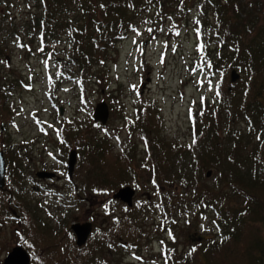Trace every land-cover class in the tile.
I'll use <instances>...</instances> for the list:
<instances>
[{"label":"trees","instance_id":"obj_1","mask_svg":"<svg viewBox=\"0 0 264 264\" xmlns=\"http://www.w3.org/2000/svg\"><path fill=\"white\" fill-rule=\"evenodd\" d=\"M33 1L25 9L28 16L21 33L10 37L23 41L27 36L31 39L40 34L42 49L48 50L49 44L58 39L56 34L66 32L71 50L64 63H70L74 75L83 78L88 86L100 80V67L107 63L109 52L134 31L141 16H148L153 28L157 26L161 34L168 28L172 32L174 27L168 24L174 17L191 15L199 8L206 17L203 24L215 29L212 40L216 43L211 45V52L209 45L205 51L204 47L201 50L202 43L198 44L199 51L202 54L205 51L200 67L209 74L216 93L213 100L206 102L207 106L210 103L209 109L203 106L194 117L192 144L166 141L161 135L163 117L155 103L137 107L133 118L128 111H123L124 127L134 129L133 133L129 130L131 137L125 143L132 145L134 135H140L144 151L147 150V161L139 162V166L152 173L153 182L157 180L163 188L182 183L184 189L193 190V199L186 196L183 201L166 200L164 209L160 210L163 217L168 214L165 225H171L173 214H182L194 206L212 216V232L215 233L212 239L194 234L191 239L195 244L184 253L179 252L177 240L171 239L160 255L163 264H264V12L257 5H251L246 11V3L251 0ZM16 4L11 0L1 7L0 17L6 13L15 15ZM256 13L259 14L257 20ZM2 41L0 31V59L5 60L10 49ZM233 70L241 74L236 83L231 81ZM14 84L9 80L0 83L1 117L6 121L0 118V133L2 123L12 120L13 112L8 102ZM152 109L158 118H152ZM236 122L239 123L235 125ZM92 125L100 126L96 122ZM241 125L248 128L246 132ZM90 133L91 128L85 122L77 125L63 121V149L77 148L94 172L111 173L103 177L102 190L115 193L125 186L136 187L137 176L133 174L136 168L131 155L123 149L121 155L126 159L120 166L118 161L121 160L114 158L113 137L105 133L94 137ZM246 141L248 144L244 145ZM13 144L10 141L2 149L6 153L7 187L0 190V226L14 220V212L21 214L24 232L21 243L30 249L32 264H106L101 252L105 253L107 245L114 240V229L119 248L140 241L144 231L137 213L143 214L150 204L140 208L137 204L126 207L118 227L113 224L114 227L105 231L103 241L93 232L86 246L74 245L76 252L56 244L61 251L50 253L45 239L37 233L42 227L36 224L39 219L27 199L22 197L16 182L22 173L23 157ZM184 163H188V167H183ZM205 171L218 174L216 188L204 187ZM38 243L41 249L37 248Z\"/></svg>","mask_w":264,"mask_h":264},{"label":"rangeland","instance_id":"obj_2","mask_svg":"<svg viewBox=\"0 0 264 264\" xmlns=\"http://www.w3.org/2000/svg\"><path fill=\"white\" fill-rule=\"evenodd\" d=\"M30 2L34 1L14 0L17 13H6L0 17L1 39L10 49L8 57L0 59V83L8 80L15 83L9 92L8 102L13 112L12 122L4 124L6 121L1 117L0 110V118L4 122L0 133V150L3 151L4 144L12 141L18 152H22V173L16 182L22 197L27 199L39 219L36 224L42 227L37 233L45 239L49 252L61 251L56 244L76 252V236L71 230L74 224L94 223L93 232L98 237L101 227L114 221L116 214L119 219L122 218L126 208L120 204L114 206V202L113 205L108 204L112 203L113 192L100 187L103 177L111 173L94 172L80 154L73 177L69 178L68 155L74 148L65 151L62 147L61 129L65 120L77 125L87 123L94 137L103 133L113 137L114 158L121 160L118 164L122 166V161L126 159L121 155L123 149L133 159L136 168L133 174L137 180L136 187H130L138 191L137 201H143L147 195V204H150L141 219L144 233L140 241L133 246L126 244V248L120 247L112 254L105 251L106 264H163L160 255L167 247L166 242L169 243L171 239L177 240V248L183 253L193 245L191 238L194 234L212 239L215 234L212 232V216L195 206L182 214H173L171 225H165L168 214L163 217L160 210L164 209L166 200L183 201L186 196L193 199V190L184 189L182 183L163 188L157 184V180L153 182L152 173L140 169L139 162L147 161V150L144 151L138 134L134 135L133 146L125 143L134 129L124 127L123 111H128L133 118L137 107L155 103L163 117L164 131L161 135L166 141L191 145L195 136L194 117L202 111L203 106H207V101L213 100L216 93L209 74L200 67L207 45L211 52V45L216 43L212 40L213 26L203 24L206 17L202 16L199 8L191 15L174 17L168 24L174 27L172 32L168 28L161 34L157 26L153 28L148 16H141L134 31L109 52L107 63L100 67V80L92 84L88 82V86L83 78L74 75L70 63H64L71 50V40L66 32L55 33L58 39L49 44L48 50L42 49L40 34L31 39L27 36L23 41L10 37L21 33L27 22L25 9ZM6 3L10 4L11 0H1L0 9ZM251 5H257L264 12V0L247 2L246 11ZM258 17L256 13L255 19ZM199 42L202 43L201 50L205 48L203 54L199 51ZM104 101L111 111L110 120L105 126H94L96 106ZM152 110V118H158L155 110ZM240 127L244 132L248 129L244 125ZM251 141L255 143L256 139L252 137ZM247 144L248 141L244 143ZM182 166L186 168L188 163ZM14 168H11L13 179L16 173ZM43 172H53L62 178L39 180L37 175ZM208 172H204L202 183L204 187L216 188L218 174L213 172L207 178ZM95 184L99 185L95 188ZM108 199H111L110 202L101 207L102 201ZM113 207L118 208L114 214ZM20 217L21 214L14 212V220L0 226V264L13 248L18 245L24 247L21 243L24 232ZM37 248L41 249V244L38 243ZM101 255L103 257V251Z\"/></svg>","mask_w":264,"mask_h":264},{"label":"water","instance_id":"obj_3","mask_svg":"<svg viewBox=\"0 0 264 264\" xmlns=\"http://www.w3.org/2000/svg\"><path fill=\"white\" fill-rule=\"evenodd\" d=\"M241 79V74L237 70H233L231 73L232 83H236ZM63 114V111L61 112ZM111 111L107 102H101L96 106L94 113V120L103 126L107 125L110 120ZM3 129V128H2ZM78 162V152L72 150L68 158V172L70 178L76 169ZM213 171H209L207 178L212 176ZM39 179L50 180L56 178L55 173H39ZM0 190H6V158L3 151H0ZM136 196V190L130 186L123 187L119 189L113 196L114 200H120L127 204L129 208L133 207L134 198ZM71 230L76 236V244L78 247H83L87 244L92 232L93 224L92 222H86L84 224L76 223L71 227ZM3 264H32L30 253L22 246L18 245L8 253L7 257L4 259ZM134 264V263H132Z\"/></svg>","mask_w":264,"mask_h":264},{"label":"flooded vegetation","instance_id":"obj_4","mask_svg":"<svg viewBox=\"0 0 264 264\" xmlns=\"http://www.w3.org/2000/svg\"><path fill=\"white\" fill-rule=\"evenodd\" d=\"M71 152V151H70ZM70 154V153H69ZM68 158H69V155H68ZM67 166H68V163H67ZM51 173H53V172H51ZM56 174V173H55ZM69 174V173H68ZM57 175V174H56ZM62 177L61 176H59V175H57V177L56 178H53V179H50V180H57V179H61ZM69 178H70V176H69ZM39 180H43V179H39ZM137 195H138V191H137ZM137 195L135 196V199H134V204L136 205L137 204V208H140L141 206H145V205H147V195L144 197V200L143 201H137ZM102 196H106V195H102ZM113 196H114V193L112 194V203H108V202H110V200L111 199H108V200H106V201H102V203H101V207H104L105 205H107V203L108 204H112L113 205V202L115 203L114 204V206L117 204H120V205H124V206H126V204H124L123 202H121L120 200H114L113 199ZM127 207V206H126ZM118 208H116V207H113V214L114 213H116L118 210H117ZM117 210V211H116ZM120 210V209H119ZM137 215H139V220L140 219H142V217H143V214H141L140 212H138L137 213ZM115 220L114 221H112V222H110V223H108V224H105L103 227H101V230H99V236H100V240L101 241H103V233L105 232V231H107V230H109L110 228H112V227H114V225H116L115 226V228L116 227H118V220H119V215L118 214H116L115 215ZM114 224V225H113ZM141 224H142V222H141ZM93 226H94V223H93ZM104 229H106V230H104ZM118 235L116 236L115 235V229H114V240L112 241V243H110L109 245H107V247H108V249L106 250L107 251V253H111L112 254V251H113V253L114 252H116L117 250H119V246H118ZM193 241V240H192ZM196 241V240H195ZM197 242V241H196ZM193 244H195L194 243V241H193ZM105 255V253H103V256Z\"/></svg>","mask_w":264,"mask_h":264}]
</instances>
